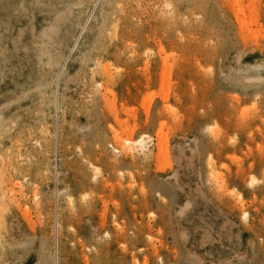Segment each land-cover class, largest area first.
Masks as SVG:
<instances>
[{
    "label": "rangeland",
    "instance_id": "374dc122",
    "mask_svg": "<svg viewBox=\"0 0 264 264\" xmlns=\"http://www.w3.org/2000/svg\"><path fill=\"white\" fill-rule=\"evenodd\" d=\"M103 2L101 34L93 18L67 49L58 109L25 117L15 80L38 70L0 65V264H264V88L240 82L264 83V0Z\"/></svg>",
    "mask_w": 264,
    "mask_h": 264
},
{
    "label": "bare ground",
    "instance_id": "6f19581e",
    "mask_svg": "<svg viewBox=\"0 0 264 264\" xmlns=\"http://www.w3.org/2000/svg\"><path fill=\"white\" fill-rule=\"evenodd\" d=\"M49 1L50 5H48V8L45 9H49L51 11L50 13L52 17L50 16L47 20L46 18H41V21H46H44L43 25H40L38 23L39 14L31 13L30 15L28 11H31L34 6L42 5V3L46 4L45 0H0V65L3 63L6 64V68L3 70V75H11L13 78L11 80H15L20 76H16V73L14 74V72H16L19 68L28 67L32 64L37 68L38 74L33 71L26 73L25 77L23 76L24 80L21 82L15 80V83L18 85V89L14 92L15 105L19 107L21 106L23 100H28V103L34 111L25 112L23 115L25 117L31 115L34 120L37 114L38 117H40L39 103L41 102L44 104V100L47 98L55 103L57 109L59 108V98L61 97L60 85L62 81L67 79L68 75L66 76V63L72 54L74 45L77 46L79 41L82 39L84 30L86 31L89 28L92 29L95 27L94 25L89 26V23H91L93 18L98 20L99 23V27L96 28V34H101L103 26L107 21V9L109 8L108 3H105L106 1L103 2V0ZM29 2L33 3V7L30 6L32 3L30 5L28 4ZM190 4H192L191 1ZM77 6L80 8H78V12L76 13L75 8ZM208 8L210 7L208 6ZM217 8L218 5L216 9ZM180 9L181 8H179V10ZM235 16L240 23L239 31L242 36L243 31L245 29H249V25L245 21V9L235 8ZM218 17L214 14L213 18H211L212 22L219 23ZM29 19L31 22L27 23ZM229 21L230 20H228V23ZM28 24L31 26L27 27ZM228 28L229 30L226 29L224 35L229 36L230 39H232V34L234 35V32H231L232 29L230 30V27ZM21 37H24V39L26 37L25 43L22 42ZM9 45L11 47H9ZM68 48L70 49V55L66 56ZM90 55L91 54L87 53L84 58L86 59V57H90ZM256 68H260V66H257ZM256 70L257 71L254 72L255 74L253 76L258 79L260 74L258 69ZM106 72H109L108 68L106 69ZM3 75V80H5L7 77H4ZM240 80L241 85L243 83L246 87L251 86L252 88H264V83L263 85L260 83L261 80L252 84H246L242 78ZM235 82L237 84V81ZM5 83H7V81ZM6 121L7 116L3 115L0 108V147L5 145L3 142L4 140H12L11 144H13L14 133L12 134L13 131H9L7 128ZM19 121L20 123L22 122L21 119L13 120L16 125L19 124ZM161 132H163V129H161L159 134H162ZM117 136H120L119 133H117ZM149 138V135H143L142 138L136 141V143L144 146V142ZM16 141L17 140H15V142ZM126 141L129 142L130 140L127 139ZM9 144L10 142L5 145L4 150L9 149V146H12ZM237 198L239 199V204L242 205L245 201L243 199V194L240 193ZM248 214L249 213L246 209L244 211V215L247 217ZM97 252L99 254L100 251ZM100 256L101 257H97L96 259L97 264H126L125 257H121V261L118 260L119 262H115L117 258L115 259V253L112 252L108 255L102 252ZM47 258L43 259L44 264L50 263H48V261L51 260V258H49V260ZM52 259V264H59L58 255L56 256L53 254ZM86 261L88 260L86 259ZM148 262L149 261L145 259L142 264H149Z\"/></svg>",
    "mask_w": 264,
    "mask_h": 264
}]
</instances>
